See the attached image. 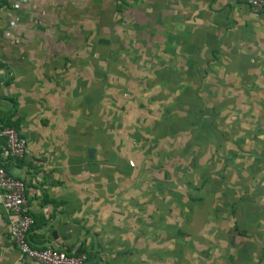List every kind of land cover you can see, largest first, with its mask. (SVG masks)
Returning a JSON list of instances; mask_svg holds the SVG:
<instances>
[{
    "label": "crops",
    "instance_id": "crops-1",
    "mask_svg": "<svg viewBox=\"0 0 264 264\" xmlns=\"http://www.w3.org/2000/svg\"><path fill=\"white\" fill-rule=\"evenodd\" d=\"M17 1L0 5V128L3 124L14 128L26 141V153L18 162L2 163L11 176L26 180L32 245L82 253L84 264H264V122L258 125V154H252L250 142L245 146L243 198L240 204L226 207L225 221L200 215L207 209L211 214L214 208L184 205L179 199L172 203V191L154 189L150 179L129 190L133 177L153 175L154 160L139 163L140 159L98 154L90 161L94 139L89 124H76L77 115L86 120L93 96L90 67L84 64H90V35L95 32L86 20H104L111 13L116 19L126 17L151 36L150 50H156L155 45L157 51L164 50L166 39L158 36L173 34L182 36L177 44L185 52L186 36L202 35L204 30L216 33V27L203 22L218 24L235 0H93L99 4L93 11L92 0H24L22 5ZM255 15L264 38V14ZM25 34L33 36L29 50L20 39ZM59 36L66 39L59 42ZM59 51L69 59L60 61ZM33 52L34 59H29ZM76 62L84 67L82 74H76ZM44 67L51 75L48 91L31 86V75L43 84ZM168 72L163 69V81H168ZM95 78L105 82L106 75L100 72ZM56 82H62L64 89L55 90ZM28 112L35 116L30 125V118L24 117ZM44 115L51 118L45 127L40 123ZM32 159L41 166L31 167ZM54 178L68 188H51ZM66 197L72 198L68 208L56 203ZM8 219L0 198V264H38L12 247L6 237Z\"/></svg>",
    "mask_w": 264,
    "mask_h": 264
},
{
    "label": "rangeland",
    "instance_id": "rangeland-1",
    "mask_svg": "<svg viewBox=\"0 0 264 264\" xmlns=\"http://www.w3.org/2000/svg\"><path fill=\"white\" fill-rule=\"evenodd\" d=\"M17 2L22 5L24 0ZM91 4L92 11L99 5L93 0ZM85 25L95 32L90 35V64H84L90 67L93 96L86 120L77 115L76 124L87 122L94 139L87 159L93 161L98 154L140 159L139 163L153 159V175L133 177L129 190L150 179L154 189L172 191V203L179 199L184 205L202 204L214 209L200 215L227 220L226 207L240 204L243 198L245 146L248 148L250 142L252 154H258V125L260 120L264 122V38L255 13L235 0L218 24L203 22L206 27H216V33L204 30L202 35L186 36L189 44L185 52L177 44L182 36L173 34L158 36L161 41L166 39L164 50L157 51V45L156 50H150L147 39L151 36L134 27V20L116 19L113 13L104 20H86ZM99 27L107 29L106 33H99ZM62 38L59 36V42L66 36ZM20 39L26 47L34 42L27 34ZM26 47L24 52L29 54ZM60 53L63 61L65 52ZM29 59H34V52ZM75 66L76 74H82L84 67L77 62ZM163 69L169 71L168 81L162 80ZM48 72L49 67H44L43 84L31 75V86L48 91L47 86L52 85L47 84L51 78ZM100 72L106 75L105 82L95 78ZM54 85L55 90L65 87L62 82ZM26 116L30 125L35 116L31 112ZM50 119L44 115L41 125L45 127ZM66 168L61 169L63 173ZM50 186L64 191L68 188L56 178ZM66 198L56 203L68 208L72 198Z\"/></svg>",
    "mask_w": 264,
    "mask_h": 264
},
{
    "label": "built area",
    "instance_id": "built-area-1",
    "mask_svg": "<svg viewBox=\"0 0 264 264\" xmlns=\"http://www.w3.org/2000/svg\"><path fill=\"white\" fill-rule=\"evenodd\" d=\"M252 12L264 14V0H239ZM0 198L1 208L8 216L7 237L12 247L26 260L38 264H84L86 257L82 253L67 254L63 250L50 246L32 248L28 237L33 219L28 213L26 180L11 176L2 161L18 162L26 153V141L12 127L0 128ZM31 167H40L41 162L32 159Z\"/></svg>",
    "mask_w": 264,
    "mask_h": 264
},
{
    "label": "trees",
    "instance_id": "trees-1",
    "mask_svg": "<svg viewBox=\"0 0 264 264\" xmlns=\"http://www.w3.org/2000/svg\"><path fill=\"white\" fill-rule=\"evenodd\" d=\"M6 4V0H0V5H5ZM5 124H3L2 126L3 127H6V126H4ZM32 227H33V225H32ZM31 227V228H32ZM28 241H29V245L32 247V248H37V247H35V246H33L32 245V243H31V239H30V235H29V237H28Z\"/></svg>",
    "mask_w": 264,
    "mask_h": 264
}]
</instances>
